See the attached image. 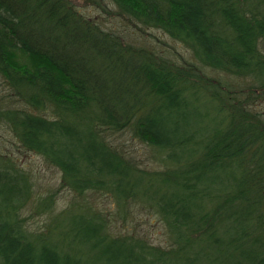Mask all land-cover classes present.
I'll use <instances>...</instances> for the list:
<instances>
[{"label":"trees","instance_id":"1","mask_svg":"<svg viewBox=\"0 0 264 264\" xmlns=\"http://www.w3.org/2000/svg\"><path fill=\"white\" fill-rule=\"evenodd\" d=\"M87 2L0 0V264H264V0Z\"/></svg>","mask_w":264,"mask_h":264},{"label":"rangeland","instance_id":"2","mask_svg":"<svg viewBox=\"0 0 264 264\" xmlns=\"http://www.w3.org/2000/svg\"><path fill=\"white\" fill-rule=\"evenodd\" d=\"M75 1L83 7H87V5H89L90 8L91 2H87V0ZM109 23L114 26H120L117 24L118 21L115 19H109ZM149 33L150 34H147L146 37L160 47L170 49V51H179L185 55H188L190 52V49L183 43L173 39L161 29L151 28ZM3 89L4 86L0 81V100L1 95L4 92ZM2 107L3 104L0 103V108ZM3 125V122H0V150L8 152L12 156L19 159V162L31 172V175L35 180L36 189L38 191L48 192L49 189L57 190L61 182V171L57 167L49 165V163H47L40 154L35 153L34 151H24L21 148H18V145L14 143L12 135L3 128ZM123 139H126V145H128L129 150H133L135 154L144 157L145 147L141 143L138 141H129L125 135L123 136ZM57 196L59 205L65 204L71 197L70 192L64 188H60L57 191ZM141 216L142 218L146 217L145 214L141 215L140 211L138 214L139 220H141ZM152 219L156 221V218L154 217H151L150 221ZM150 221L149 223H144V227L148 231H151L152 239L155 241L162 240L164 238L162 234V226L159 225V223L158 225H153L150 223Z\"/></svg>","mask_w":264,"mask_h":264}]
</instances>
